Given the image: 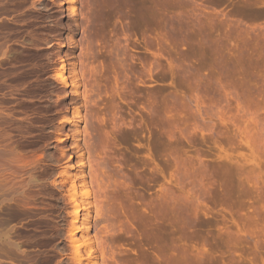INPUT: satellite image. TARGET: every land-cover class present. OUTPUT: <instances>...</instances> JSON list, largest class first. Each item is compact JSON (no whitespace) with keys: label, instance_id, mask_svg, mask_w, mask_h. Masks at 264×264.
I'll use <instances>...</instances> for the list:
<instances>
[{"label":"rangeland","instance_id":"obj_1","mask_svg":"<svg viewBox=\"0 0 264 264\" xmlns=\"http://www.w3.org/2000/svg\"><path fill=\"white\" fill-rule=\"evenodd\" d=\"M3 1L4 8L1 12L6 14L4 13L0 22V35L6 34L5 39L12 42H9L10 62L21 67L19 78L24 81H21L23 92L20 90L18 100L12 104L29 113L31 123L27 129L31 137L28 138V144L37 148L45 141H54L56 137L54 126L58 116L52 106L55 97L54 81L52 78H46L48 73L54 74L55 65L43 63L41 59L45 51H40L37 46L32 45L29 38L44 34L54 36L58 29L53 20L54 9L48 0H34L38 2V10L35 11L28 6L30 0ZM92 1L95 5H99L100 1L106 9L112 10L110 14V9H104L105 17H98L103 21L96 20L90 33L92 53L89 62L95 67L96 78L101 83L98 103L92 108L97 116V124L108 125L98 134L100 138L110 135L107 159L112 161L115 169L120 162V165L124 163L120 167L123 181L125 173L129 175L126 183L131 186V210L135 211L137 206L136 209L147 208L146 212L153 214L159 205L160 190L168 187L171 192L169 197L178 199V215L184 229L183 235L195 228L192 227L193 224H197L196 228L203 230V235L209 234L210 240L206 242V248L212 249L213 252L215 250L217 254L214 253L218 256L220 254L221 258V254L223 255L222 260L225 261L220 262L215 255L214 261L217 262L214 264H262L259 257L255 258L253 250L250 251L258 237L259 240L264 239L262 231L256 230L254 235L246 234V248L242 245L240 250L238 247L231 251L221 242L223 246L219 243L218 246H213L216 245L215 236L218 241L221 237L225 239L227 225L237 231V227L232 223L233 215H237L234 217L242 222L245 214L251 213L252 216L256 212L257 219L261 217L264 223V0H260V8L253 7L252 11H248V15L244 13L247 10L243 12L242 9L236 8L239 5L243 8L242 0L239 3V0H234L233 3L232 0L229 3L228 0H181L182 3L179 0L181 4H175L177 7L164 4L165 10V0ZM160 2H163L162 5ZM77 6L84 12L89 11L82 0L78 1ZM201 7H205L207 11ZM200 8L204 10V14ZM213 8L217 10H214L215 14H218V11L219 14L222 13L218 14L219 16L216 14L222 19L225 18L223 11L229 13L226 17L233 21H238L240 16L245 14L249 22L245 21L247 16L243 21L255 25L257 23L260 28L251 30V27L236 20L235 24L233 21L230 24V19L216 21V15L211 11ZM237 9L239 12L242 10L240 16L235 13ZM259 9L262 12L258 15L262 14L256 16L255 12ZM250 14L255 16L254 19ZM209 15H212L213 21L218 25L202 24L203 17L208 16L205 17L208 21ZM217 16L215 18H218ZM198 17L202 18L200 25ZM75 37L81 39L82 35L77 33ZM74 52L79 54L80 50L76 48ZM115 73L119 75L118 86L114 79ZM117 88L122 91L124 99L126 97L128 102L120 100L116 95ZM111 100L117 105H110ZM113 125L116 127L114 130ZM128 131L131 132V138L125 143L121 137ZM113 132L115 134H112ZM244 141L253 146L249 147ZM45 150V172L55 178L58 167L51 162L49 153L52 154V150ZM253 152L261 160V169L255 167L257 169H254V172H263L262 180L259 179L257 184L254 177L249 180L241 175L245 170L254 167L252 163L247 162V159L252 158ZM227 153H232L233 159L244 163L245 168H241L243 171L230 163L226 157ZM125 155L131 156L130 166L125 163ZM227 166L236 168L232 170L231 175L234 184L231 200L234 203L230 206L235 214H231L228 207L230 201L223 196L225 189L223 190L221 181L228 174ZM222 173L226 174L225 178ZM246 188L251 193L247 194ZM45 191L46 199L50 203L46 209L32 213L9 208L1 215H4L5 222L17 226V234H14L16 242L27 255L29 252L30 257L27 258H31L22 260L13 256L4 258L5 263L8 260L9 264H67L71 216L57 189L48 185ZM167 196L165 202L163 201L164 206H161L166 220L171 216L173 204L168 200L170 198L166 200ZM136 218H131L132 221L125 217L118 220V228H123L117 230L113 236L123 237L128 230L131 233V241L120 239L114 242V249L119 257L133 256L134 251L138 249L135 239L139 236L141 239L142 230ZM202 221L207 223L202 224ZM184 241L190 242L186 236ZM201 242L202 239L199 238L195 243H191L200 248L204 244ZM262 246L264 252L263 243ZM204 258V261L208 260ZM10 259L20 262H12ZM186 259L185 264H201L195 255H189ZM2 260L3 257H0V261Z\"/></svg>","mask_w":264,"mask_h":264},{"label":"bare ground","instance_id":"obj_2","mask_svg":"<svg viewBox=\"0 0 264 264\" xmlns=\"http://www.w3.org/2000/svg\"><path fill=\"white\" fill-rule=\"evenodd\" d=\"M2 1L3 0H0V22L4 17L3 15L5 13H2L3 11L1 12V10L4 8L2 5ZM48 1L54 9L53 20L57 25L56 27H58V29L53 37L47 35L45 36L44 34L38 36L36 35L37 37L29 38V40L30 43H32V45L34 44L35 46H37L39 50L41 49L42 51H45V53L43 52L44 54L42 53L44 55L43 58L41 57V60H43L44 64L53 63L55 65V69L53 71L54 74L48 73V76H46V78H52L54 81L53 92L55 97L53 99L52 106L55 114L58 116V121L54 126V131L56 133L54 141H45L41 146L37 148L28 144V138L31 137V134L27 129L28 125L31 123L29 113L24 110H21L20 108H17L16 104H12L15 103L16 100H18L17 95L19 96V92H21L20 90H22L23 88L22 82L24 81L20 80L19 78V72L21 67L19 68L16 64L10 62L11 58L9 56V42H12H8V40H6L7 38L5 39V37H7L5 36L6 34L4 35V37L1 36L2 34L0 33V257H3L2 261L4 262V258L8 259L13 256H18L22 260H27L29 259L27 257H30L29 252L27 255L26 251L21 250L19 248L18 242H16L14 234L16 233L17 226L15 224H10L7 221L5 222L4 215V218L1 216L3 212H5L4 210H7L9 208H17L34 213L38 210L46 209L47 207H49L50 203L46 199L47 192L45 191V189L48 185H51L60 192L62 201L68 208V214L71 216L70 229L68 234L70 249L66 257L67 264H185V259L189 255H195L198 259V262H200L201 264H214L215 262H217L214 261L215 255L217 253L215 252V250L214 252L216 254L212 251V249L208 250L206 248V242L210 240L209 234L203 235V230L196 228V226L198 227L197 224H195V226L193 224L192 227L195 228L192 229L190 232L186 233L185 235L186 238L190 240V242L184 241V229L182 227V224H180L181 219H179L178 215V199L174 200V197H169L171 192L167 189L168 187H166L165 189L162 188L163 190L159 189V205L152 212L153 214L147 213V208L136 209L137 206L135 207V211L131 210V199H133L131 194V186L126 183L129 180V175L125 173V180L123 181L120 172L122 171L120 167L124 163L120 165L121 162L118 160V164L119 162L120 164L118 167H116L117 169H115V165H113L112 161L107 159V150L109 149L111 141L110 135L108 134L105 138H100L98 134L100 130H105L108 125L97 124V116L92 108L93 105H96L98 103L97 99L100 95L99 93L101 91V83L97 80V71L92 65V62H89V59L92 53L90 41L91 29L93 28L95 21L101 20L102 16L104 18L106 13L105 11H109L110 8L106 9L105 6L100 4V1L98 2L99 5H95L92 0H82L84 6L89 9V11L84 12L82 9L80 10L77 6L79 0ZM180 1L165 0V2L163 1L164 3L162 2L163 8L165 10V5L168 4H171L170 6H173L175 4L178 5ZM222 1L224 2L225 0ZM229 1L230 0H228L227 2L229 3ZM103 2L107 3L108 0L107 2ZM155 2L156 1H154V4ZM233 2L234 0H232V3ZM239 2L241 1L239 0L238 3ZM259 2L260 0H242L241 3L243 4V6H241L243 8L239 7L240 5L238 7L236 6V8H239V10L242 9L243 12L244 10H247V12H244L245 14H247L248 11H252L254 9L253 7L255 6L260 8ZM219 4L217 3V5ZM260 4L262 3L260 2ZM28 6H30V8L34 11L36 9L38 10L37 1L30 0ZM170 6L168 5V7ZM209 6L213 7L211 5ZM6 8H8V6ZM6 8L4 9L5 11ZM40 8H42V6ZM201 8H204L205 10V7ZM261 9L255 12L257 13L256 16L259 12H262L263 9ZM202 10L201 12L203 13L204 10ZM214 10H216V8H213V10L211 9V11H213L212 14H215ZM206 11L207 10H205V12ZM111 12L112 10L110 9L109 13L111 14ZM240 12L237 9V12L235 13H239L237 15L240 16L242 13ZM223 13L225 14V18L223 19H230L228 18V16L226 17V15H228L229 13H225L224 11ZM255 13L253 12L252 15H254ZM16 14L17 13H14V15ZM245 14L243 17L240 16L241 18L238 21L236 19L235 20L238 23L243 24L244 26L246 25L247 27H251V30L253 28L256 29L260 26L257 25V23L255 25L252 22H245L248 21V14ZM252 15L250 14V16ZM211 16L209 15L210 19L208 18V21L207 18H205L208 16H204L203 20L206 19L205 22H203L202 18L198 17L199 25L201 23L200 20H202V24H216V21L222 19L218 16V18H215L216 16H213L215 20L217 19L214 22ZM245 16H247V20H245ZM10 17L12 19V16ZM98 17L101 19H99ZM236 17L238 19V16ZM242 19H244L245 21H243ZM235 20L233 21L232 19L231 21L228 20L229 22H227L231 24V22L233 21L235 24ZM17 21L20 22V20ZM221 23L223 22L221 21ZM202 26L204 27V25ZM77 33H80L82 35L81 39H76L75 35ZM24 41H26V39ZM43 45H46L47 47H44ZM76 48L80 50L79 54H75L74 49ZM43 63L41 64L43 65ZM118 76L119 75L117 73L114 74V79L117 86ZM116 92V95L120 98V100H123L124 97L122 95V91L117 88ZM124 100L128 102V99L126 97ZM110 105L117 104L114 103V100H111ZM115 128V125H113L112 129L114 130ZM112 134L115 133L113 132ZM130 138V131L123 133L121 137V139L125 143H128ZM244 143L247 144L249 147L253 146L250 145V142L248 141H244ZM45 149L52 150V154L48 152L51 156V162L54 166L58 167L57 177L55 178H51V176H48L45 172ZM125 157L126 155L124 156V159L127 161H125V163L129 164L130 166L131 156H127L128 158ZM226 157L232 165L234 164L237 168H239V170L243 171V169L241 168L245 166L244 163L239 162V160L233 159L234 156L232 153H227ZM247 162L252 163L254 167H252L253 169L250 168L247 171L245 170V173L241 175L246 176V178L249 180L251 177H254L257 184L259 179L262 180L261 175L263 172H254V169H261V160L253 152L252 158L247 159ZM156 166L158 167L159 165L156 164ZM227 168L228 174L225 178L224 176L226 174L222 173L225 179H223L224 182H222V180L221 183H223L222 185H224L223 190L225 189L223 196H225L224 198L229 199L230 205L228 207H230L234 203L231 200L232 189L234 190V184L232 183L233 181L231 179V175L232 170L234 171V169L236 168L231 169L228 166ZM158 178L159 177L157 176V179ZM241 182L243 181L241 180ZM244 186L245 185H243V187ZM248 192H250V190L247 189L246 193L248 194ZM165 195H168L166 200L170 198L168 200H171V203H173L171 204L172 212L170 211V218L167 215L168 221L164 217L165 215H163L164 212H162L161 210L163 201L165 202ZM240 205H242V203ZM237 207L239 208L240 206ZM241 208L242 207H240V209ZM229 210L231 211V214H235L232 212L233 209L231 207L229 208ZM255 213L252 216H250L251 213H249L248 215L245 214L247 217L245 218L244 215L242 222H240V218L242 217H239L240 220H237L234 217H237V215H233L232 223L237 227V231L232 230V227H229V225H227L228 227L227 229H225V231L227 232L225 239L221 237V239H223H220L221 241H218L216 240L215 236L214 244L216 245L213 244V247L218 246L217 244L219 243V245L221 246H223L222 244L226 245L229 250L231 249V251L238 247L240 250V246L243 245L245 247L244 238L246 234L254 235V232L256 230L262 231L264 233L263 219L261 217L257 219V214L255 215ZM136 216H139L140 218H136ZM123 217L128 218L129 220H131V218L138 219L137 222H140L139 226L142 230L141 239H139L140 236L135 239L137 240V242L135 241L137 245L136 248H138L134 251L135 255L127 256L125 258L119 257V254L114 249V242H117L120 239L131 241L130 231H126L125 236L123 237L113 236L117 230H121L123 228H118V220H122ZM205 223H207V221H202V224ZM199 238H201L202 242H204V244H202L203 246L200 248L194 244ZM18 239L19 238H17V240ZM262 243L264 245V239L259 240L258 237V240H255L254 242V247L252 249H250V247L249 249L250 251L253 250L255 258L259 257L263 264L264 252L262 250ZM222 253L224 254L225 252ZM221 256L222 258L220 257V254L219 256L216 255L220 262L225 261L222 260V254ZM204 257L208 258V260L204 261L206 260ZM259 258H257V260H260ZM14 260L10 259L9 261L13 262ZM187 260L188 258L186 259V261ZM2 261H0L1 264H9L7 262L8 260L6 261V263H3ZM15 262L20 261L16 260ZM229 264H232V262Z\"/></svg>","mask_w":264,"mask_h":264}]
</instances>
